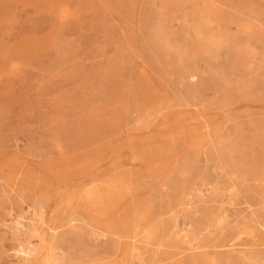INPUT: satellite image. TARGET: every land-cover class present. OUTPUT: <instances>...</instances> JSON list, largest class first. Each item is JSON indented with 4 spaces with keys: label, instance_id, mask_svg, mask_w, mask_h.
Masks as SVG:
<instances>
[{
    "label": "rangeland",
    "instance_id": "obj_1",
    "mask_svg": "<svg viewBox=\"0 0 264 264\" xmlns=\"http://www.w3.org/2000/svg\"><path fill=\"white\" fill-rule=\"evenodd\" d=\"M0 264H264V0H0Z\"/></svg>",
    "mask_w": 264,
    "mask_h": 264
}]
</instances>
